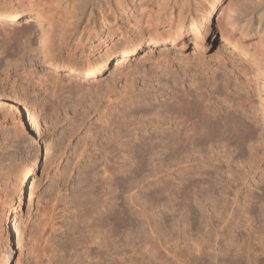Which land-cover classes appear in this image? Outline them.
I'll list each match as a JSON object with an SVG mask.
<instances>
[{"label": "rangeland", "instance_id": "obj_1", "mask_svg": "<svg viewBox=\"0 0 264 264\" xmlns=\"http://www.w3.org/2000/svg\"><path fill=\"white\" fill-rule=\"evenodd\" d=\"M4 1L0 264H264V0H221L210 39L144 38L99 68L100 40L121 51L150 9L165 28L202 3ZM235 12L253 29L223 40Z\"/></svg>", "mask_w": 264, "mask_h": 264}, {"label": "bare ground", "instance_id": "obj_2", "mask_svg": "<svg viewBox=\"0 0 264 264\" xmlns=\"http://www.w3.org/2000/svg\"><path fill=\"white\" fill-rule=\"evenodd\" d=\"M120 1H121V3L118 2V1H117L118 3H115V6H116V8L119 11L124 6L127 7L129 4H131V3L134 2V0H120ZM199 1H200V3H202L201 6L197 9V11L195 13H192L190 15H184L183 12H180L176 16V15H174V12H171L170 15H171L172 20L167 23V26L168 27H165V28H162V27H164V25L162 23L163 21L162 22H156V23H153L152 22V20H155L158 17H160L161 16V13L160 12H157L156 13L154 11V9H150L149 10L148 17H147V21H146L145 25L141 26V29L142 28H145V29H143L142 34L139 35L138 37L133 38V40H136L135 42L132 41V39H127L124 42V44H123L124 47H123V49L121 51H118V48H120L121 45H119V44H116L115 46L111 45L112 42H113V40H114V37L113 36L110 37V38L108 36L109 39L107 41L105 40L103 42H102V40H100L101 37H99V40L100 41H99V45L98 46H100V47L104 46L105 47V51L102 54V57L100 59H95V61H96V66L95 67L99 68V67L104 66L106 63L109 64L110 63V59H112V58H116L118 60V62L119 61H122L124 57H127L130 54L134 53V51H136L142 45V42L144 41V38H145V41H148L149 43L150 42L158 43V40L159 39H162V38L179 39L181 41V44L182 43H185L189 39H193L195 45H197L198 43H200V41H202L203 38H205L206 36H207V38L210 39L211 34L215 30V27L212 24L213 14L215 13V11L217 9V3L221 2V0H199ZM5 2L6 1H4V0H0V5L4 4ZM9 2H13V0L12 1H9ZM13 5H16L14 7V14H13L14 16H16L17 14L20 13V11H18L19 10V7H18L19 6V3L13 4ZM228 20H230V22L226 24V27L225 28L223 26H221V25L218 26V29H220L222 31V38H223V40H229L230 34H232L234 31H238L239 34H240L239 39H242L244 37H247L249 35V32L253 29V26H252V23H251V17H249L246 21H243L244 20V17L242 16V13L241 12L240 13L235 12V13L229 14L228 15ZM263 21H264V10L261 12V14L259 16L257 30L264 31ZM28 23L29 24H35L34 23V18L33 17H29V22ZM38 27H40V25H38ZM226 29H227V32H225ZM225 34H226V36H225ZM83 36L84 35L82 34L81 35V38ZM121 38H123V36ZM101 43H102V45H101ZM103 43H105V44H103ZM113 53H115V56H112ZM85 56L86 57L83 60V62L84 63L90 62L89 61V58L90 57L88 55H86V54H85ZM47 57L50 58V59H53L54 58V56L51 55V54H48ZM67 65H68V63L65 64V66H67ZM70 66H72L71 68H75V65L73 66V64H71ZM83 94H84L85 100H87L86 93L84 92ZM122 99H124V98H122ZM194 106L195 107L192 108L191 105L186 104V106H185L184 109L185 110H189L190 113H191V115H193V116H196V117L197 116H200V120H202L201 121L202 123H204V124L205 123H209L210 124L211 123L210 122L211 119H209V120L207 119L209 116L208 117L207 116L205 117L206 112L205 111H201V109L198 106H196V105H194ZM107 113H109V112H107ZM113 113H115V112H113ZM119 113H122V112L119 111ZM119 113L117 112V114H119ZM110 115H111V117L109 115H107L106 112H105L103 114V117L101 116L102 117V119H101L102 122H104L108 126L111 123V121L113 120L112 119L113 115L112 114H110ZM121 115L122 114H120V119L122 118ZM108 116H109V118H108ZM122 119H121V122H123V124H124V121H122ZM118 120H119V118H118ZM218 121H220L221 123L223 122L220 119ZM236 121L234 120L235 124H236ZM115 122H116V119H115ZM115 122H114V124H115ZM225 122H227V121H225ZM217 123H219V122H217ZM232 123H233V121H232ZM117 124H119V125H116V127L118 126V129L119 130H122V125L119 122ZM212 124H214V121H213ZM225 124H227V123H225ZM232 125L233 124H231V126ZM238 125H241V124H238ZM214 126H217V124H215ZM123 127H125V126H123ZM118 135H120V134H118ZM120 136H122V135H120ZM178 136L181 139H183L184 137L185 138L186 137L187 138H190V133H187L186 132L183 135L182 134H178L176 137H178ZM113 140H114V138H113ZM110 141H111V139H110ZM115 141L118 142L117 140H115ZM31 170L32 169H28L27 172L28 173H31ZM0 195H1V192H0ZM120 208H121V211H122V207H120ZM10 212L7 213V216L10 215ZM0 219H3V218L0 217ZM15 219H16V217L13 215L12 216V222H13L12 223V227H13V229L15 231H17V227H16L17 226V222H16ZM49 224L51 225V222ZM105 238L106 237H104L103 240L100 241V248L102 249V251L104 253V257L106 258L110 246H109V242H108L107 238L106 239ZM52 257L53 256H51V255L49 256L50 261H51Z\"/></svg>", "mask_w": 264, "mask_h": 264}]
</instances>
